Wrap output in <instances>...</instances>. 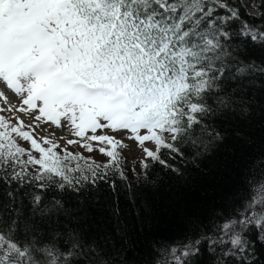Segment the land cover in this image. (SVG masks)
Returning a JSON list of instances; mask_svg holds the SVG:
<instances>
[{"label":"snow or ice","instance_id":"1","mask_svg":"<svg viewBox=\"0 0 264 264\" xmlns=\"http://www.w3.org/2000/svg\"><path fill=\"white\" fill-rule=\"evenodd\" d=\"M237 17L226 0H0V81L20 98L12 106L0 91L9 105L0 112L67 128L79 140L66 145L92 153L95 142L108 157L99 165L67 147L58 153L61 146L47 136L42 143L48 147H42L23 130L22 119L11 117L10 125L0 115V264H93L96 250L77 230L43 239L35 217L50 219L65 210L58 197L45 203V193H81L85 184L106 181L110 168L119 171L117 149L126 146L124 139L167 166L161 149L183 155L187 144L202 155L223 140L210 120L247 115L251 100L244 96L257 76L264 77V64L229 47L228 22ZM245 34L264 39V31ZM105 130L126 135L97 134ZM13 134L31 148L19 146ZM146 141L155 150L144 147ZM250 226L264 243V195L216 225L215 239L194 237L182 256H195L202 240L211 239L221 247L216 264H225L224 258L246 253ZM171 252L179 261L177 250Z\"/></svg>","mask_w":264,"mask_h":264},{"label":"trees","instance_id":"2","mask_svg":"<svg viewBox=\"0 0 264 264\" xmlns=\"http://www.w3.org/2000/svg\"><path fill=\"white\" fill-rule=\"evenodd\" d=\"M247 1L226 0L238 13L228 22V44L238 56L264 64V39L253 41L245 34L264 31V0ZM256 81L244 96L251 100L247 115L209 121L223 140L202 155L187 144L183 155L161 149L167 166L149 158L146 169L140 165L129 173L120 162L119 171L110 168L106 181L85 184L81 193H45V203L58 197L65 210L50 219L35 217L43 239L75 229L94 246L93 264H164L165 259L168 264H216L221 247L211 243L215 226L236 218L254 195H264V190L257 193L264 182V77ZM25 215L31 213L26 210ZM257 231L249 227L245 235L252 243L246 253L224 258L225 264H264ZM201 234L211 239L202 240L195 256L183 257L184 246Z\"/></svg>","mask_w":264,"mask_h":264},{"label":"rangeland","instance_id":"3","mask_svg":"<svg viewBox=\"0 0 264 264\" xmlns=\"http://www.w3.org/2000/svg\"><path fill=\"white\" fill-rule=\"evenodd\" d=\"M0 91L5 93V95L8 97L10 104L12 106L19 105L20 98L16 96L15 93H13L11 90L7 89L6 85L2 81H0ZM8 106L9 105L5 104L3 100H0V107L7 108ZM0 115L4 116L5 119L9 121L10 125L15 124V119H11V117H18L19 119H22L25 124V128L23 130L29 131L30 133H32L34 138H36L38 141L41 142L42 147H48V145H44L42 143V138L47 136L54 143L61 146L60 148L54 149V151L58 153H60L61 148L67 147L68 151L80 154L84 156L85 158L91 161H94L96 164L102 165L108 162V157L101 155L98 151L95 150L101 146L95 142H91L94 148V151L92 153H89L85 149L80 148L78 144H73L71 146L66 145V141L68 139L79 140V138L73 137L67 128H57L51 123L45 124L42 121L36 122L32 119L31 115H25V114L16 113V112L10 113V112L4 111V112H0ZM63 123L65 122L62 121V124ZM29 124L36 125V127L29 128L27 127ZM97 134H109V135H113L117 139H124L126 135V133L124 132L112 133L108 130H105L104 132L98 131ZM60 137H63V139H60ZM13 139L17 141L19 146L24 147L26 149L31 148L29 142L21 140L20 138L16 137L15 134H13ZM124 144L126 146L117 149V151L120 153V162H122L124 167L127 168V171L129 173H131L132 171H138L141 165L140 163L141 160H143L144 163L149 162V158H145V154L143 153L142 148L139 147L135 141L124 139ZM144 147H148L152 150H155L154 144H152V142L150 141H146ZM33 154L37 157L39 156L38 153H33ZM262 192L263 190H260V188L257 190L258 194H261Z\"/></svg>","mask_w":264,"mask_h":264},{"label":"bare ground","instance_id":"4","mask_svg":"<svg viewBox=\"0 0 264 264\" xmlns=\"http://www.w3.org/2000/svg\"><path fill=\"white\" fill-rule=\"evenodd\" d=\"M248 2V1H247ZM251 13H254V11L253 10H251Z\"/></svg>","mask_w":264,"mask_h":264},{"label":"water","instance_id":"5","mask_svg":"<svg viewBox=\"0 0 264 264\" xmlns=\"http://www.w3.org/2000/svg\"><path fill=\"white\" fill-rule=\"evenodd\" d=\"M244 1V0H243Z\"/></svg>","mask_w":264,"mask_h":264}]
</instances>
